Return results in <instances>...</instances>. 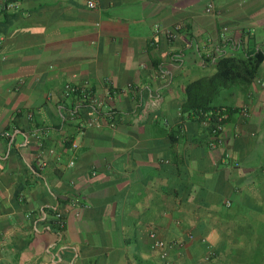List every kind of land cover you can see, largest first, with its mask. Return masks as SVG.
I'll list each match as a JSON object with an SVG mask.
<instances>
[{
  "label": "crops",
  "instance_id": "0c3cea01",
  "mask_svg": "<svg viewBox=\"0 0 264 264\" xmlns=\"http://www.w3.org/2000/svg\"><path fill=\"white\" fill-rule=\"evenodd\" d=\"M94 3L0 0V264H264V0ZM257 52L214 139L185 88Z\"/></svg>",
  "mask_w": 264,
  "mask_h": 264
},
{
  "label": "trees",
  "instance_id": "16d2710c",
  "mask_svg": "<svg viewBox=\"0 0 264 264\" xmlns=\"http://www.w3.org/2000/svg\"><path fill=\"white\" fill-rule=\"evenodd\" d=\"M262 62L263 56L259 52L246 53L243 56L221 57L215 65V73L212 76L186 86V100L182 106L183 113L194 115L203 120L206 114L213 119L217 111L220 110L213 106L219 93L234 86L247 89L256 77ZM85 103L83 102L81 105L83 106ZM68 111L71 113L72 109ZM73 111L77 113V105L73 107Z\"/></svg>",
  "mask_w": 264,
  "mask_h": 264
},
{
  "label": "built area",
  "instance_id": "2783aa9c",
  "mask_svg": "<svg viewBox=\"0 0 264 264\" xmlns=\"http://www.w3.org/2000/svg\"><path fill=\"white\" fill-rule=\"evenodd\" d=\"M85 5L87 6V8L89 9H94L95 8V3H94V0H85ZM181 29L180 25L178 26H175L174 29L171 31V30H167L165 32H163V34L165 35V37L168 39V40H172L176 33ZM155 32L158 34V33H162L161 30L159 29L158 26H155ZM79 94L80 96V99L82 101H88L90 100V96L88 93H86L84 90H79L77 88H73L69 85H67L65 87V95L67 97H69L70 95L72 94ZM77 116H76V113H71V119H74L76 120ZM227 119V115L224 111H218L216 113V115L214 116V118L212 119L210 117V115H206L205 116V119L202 121V124L205 128H207L211 134V136L216 139L219 137L222 129H223V123L224 121ZM78 127L81 129V130H84L86 128H90L92 126H94V122L92 121H86L84 123H80V124H77ZM211 146H215V142L211 144ZM73 147L75 148L76 146L73 145ZM39 165L41 167H45L46 164L45 162L43 161H39ZM70 165H72V163H70ZM55 220H56V224L57 226L59 227V229H63L64 228V225H65V221L64 219L62 218V216L60 214H56L55 215ZM152 238L154 239V243H153V248H156V249H159L161 252H160V257L162 259H165L167 257V249H168V245L161 241V240H157L155 238L154 235H152ZM213 256V253L210 252L205 260L209 261Z\"/></svg>",
  "mask_w": 264,
  "mask_h": 264
}]
</instances>
